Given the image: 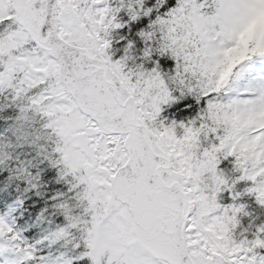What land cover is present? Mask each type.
<instances>
[{
	"label": "snow or ice",
	"instance_id": "snow-or-ice-1",
	"mask_svg": "<svg viewBox=\"0 0 264 264\" xmlns=\"http://www.w3.org/2000/svg\"><path fill=\"white\" fill-rule=\"evenodd\" d=\"M0 264H264V0H0Z\"/></svg>",
	"mask_w": 264,
	"mask_h": 264
}]
</instances>
